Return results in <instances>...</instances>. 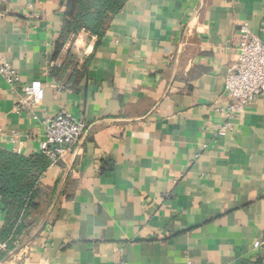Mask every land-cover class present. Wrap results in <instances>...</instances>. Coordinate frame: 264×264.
Masks as SVG:
<instances>
[{
	"label": "crops",
	"instance_id": "obj_1",
	"mask_svg": "<svg viewBox=\"0 0 264 264\" xmlns=\"http://www.w3.org/2000/svg\"><path fill=\"white\" fill-rule=\"evenodd\" d=\"M65 9L0 6V57L21 76L13 89L0 74V147L39 154L43 120L60 110L88 126L41 175L40 207L2 257L264 264V91L218 134L239 26L264 37V0H126L101 39L82 30L55 57ZM33 79L43 102L18 108Z\"/></svg>",
	"mask_w": 264,
	"mask_h": 264
},
{
	"label": "built area",
	"instance_id": "obj_2",
	"mask_svg": "<svg viewBox=\"0 0 264 264\" xmlns=\"http://www.w3.org/2000/svg\"><path fill=\"white\" fill-rule=\"evenodd\" d=\"M11 1L0 0V6ZM262 30L264 32V26ZM0 74L13 89L21 81L20 74L3 57H0ZM224 87V93L233 99V102L225 109L226 120L218 129V134L221 135H225L233 128V119L264 91V37L254 33L247 23L239 26L238 57L228 68L224 77ZM22 90L18 108L43 102L45 86L40 79L23 83ZM43 128L40 152L46 154L53 165L63 159L66 151L72 148L80 149L88 131L85 121L64 110L46 117L43 120ZM261 244L262 242L257 240L254 246L258 248ZM11 249L7 241L0 238V264H17L14 259L2 257L3 254L10 253ZM50 263L47 259H42L35 264Z\"/></svg>",
	"mask_w": 264,
	"mask_h": 264
},
{
	"label": "trees",
	"instance_id": "obj_3",
	"mask_svg": "<svg viewBox=\"0 0 264 264\" xmlns=\"http://www.w3.org/2000/svg\"><path fill=\"white\" fill-rule=\"evenodd\" d=\"M126 0H66L65 24L56 46L55 57L66 40L85 30L101 39L113 17ZM75 64L74 55L66 57L64 69ZM63 72L61 67L60 69ZM65 86V85H64ZM52 163L44 153L25 156L0 147V203L6 219L0 228V238L10 248L28 225L32 212L40 207V179Z\"/></svg>",
	"mask_w": 264,
	"mask_h": 264
}]
</instances>
